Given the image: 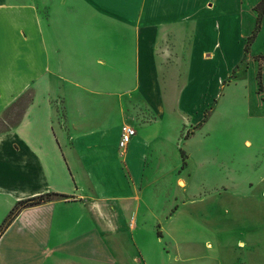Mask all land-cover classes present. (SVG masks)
<instances>
[{"label":"crops","instance_id":"1","mask_svg":"<svg viewBox=\"0 0 264 264\" xmlns=\"http://www.w3.org/2000/svg\"><path fill=\"white\" fill-rule=\"evenodd\" d=\"M261 1L237 0L255 14L246 39ZM227 6L225 0H0V116L32 92L19 121L0 130V228L19 202L53 195L22 208L3 231L0 264H152L146 243L166 257L164 264L198 258L264 264L261 146L244 141L249 165L241 172L218 162L210 188L206 180L195 182L188 156L167 179L160 172L145 176L151 160H159L156 141L170 139L165 120L183 112L184 103L169 102L165 93L170 59L180 50L186 60ZM262 20L250 47L264 32ZM199 49L208 61L206 45ZM262 74L264 66L261 82ZM260 94L264 115L263 83ZM123 126L135 135L121 150ZM161 185L162 210L154 207Z\"/></svg>","mask_w":264,"mask_h":264},{"label":"rangeland","instance_id":"2","mask_svg":"<svg viewBox=\"0 0 264 264\" xmlns=\"http://www.w3.org/2000/svg\"><path fill=\"white\" fill-rule=\"evenodd\" d=\"M225 2L228 6L223 11L224 16L217 21V27L209 26L204 31L206 41L192 44L191 54L186 60L179 59L180 54L183 56L180 50L177 55L179 58L170 59L174 63H170L169 74L165 73V93L169 102L184 103L185 114L181 110L175 120H165L163 129L169 126L173 129L169 140L156 141L158 147L153 156H160L158 161L151 160L145 172L148 179L157 172H160L161 180L171 177L174 167L188 156L194 165L195 182L206 180L210 188L212 182L216 181L215 168L218 162L222 161L225 168H237L240 172L246 169V164L249 165L245 140L251 142V149L261 146L264 150L263 109L256 103L261 102L257 94L262 98L260 93L264 76L262 74L261 82V68L264 58L252 57L264 52V32L252 47L247 45L246 37L254 22V11L243 8L237 0ZM215 44L217 47L212 50ZM203 45L211 53L208 61L200 58L199 47ZM244 46L246 52H243ZM177 86L180 90L176 89ZM183 88L184 97L179 94ZM31 97V91L25 92L1 114L0 130L19 121ZM175 139H179L178 145ZM181 166L182 163L178 171H182L180 176L184 177ZM242 173L240 178H243ZM166 188L161 185L160 199L154 204L160 210L167 197ZM180 196L183 197V194ZM146 247L152 264L166 262V257L162 254L157 256L149 243H146ZM193 253L195 256L201 255L199 250ZM199 260L192 264H204L205 260Z\"/></svg>","mask_w":264,"mask_h":264},{"label":"trees","instance_id":"3","mask_svg":"<svg viewBox=\"0 0 264 264\" xmlns=\"http://www.w3.org/2000/svg\"><path fill=\"white\" fill-rule=\"evenodd\" d=\"M255 11L257 13V17H256V21H255V27L254 30L251 34V36H249L247 38V45L251 44L256 36V33L258 32L259 28H260V24H261V20H262V15L264 13V0H262L256 7H255ZM246 47L244 46V52H246ZM59 196V195H58ZM53 195L52 194H46V195H42L39 196L37 198H31L28 200H24L19 202L14 208L13 210L10 211L9 215L6 217V219L4 220V222L2 223V226L0 228V236L3 233V231L10 225V223L13 221V219L17 216V214L19 213V211L24 208V207H29V206H33V205H37L43 202H48L52 200ZM61 197V195L59 196Z\"/></svg>","mask_w":264,"mask_h":264},{"label":"built area","instance_id":"4","mask_svg":"<svg viewBox=\"0 0 264 264\" xmlns=\"http://www.w3.org/2000/svg\"><path fill=\"white\" fill-rule=\"evenodd\" d=\"M134 135H135V130L133 128L123 126L121 128L120 139L118 143L119 149L121 150L125 149L127 144Z\"/></svg>","mask_w":264,"mask_h":264}]
</instances>
